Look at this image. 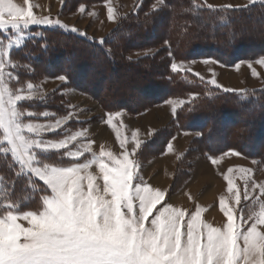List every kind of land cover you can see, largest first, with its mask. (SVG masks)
<instances>
[{
	"label": "snow or ice",
	"instance_id": "1",
	"mask_svg": "<svg viewBox=\"0 0 264 264\" xmlns=\"http://www.w3.org/2000/svg\"><path fill=\"white\" fill-rule=\"evenodd\" d=\"M24 3L26 8L14 0H0V33H8L0 38V167L15 169L17 179L26 177L29 184L39 180L45 187L35 210L20 211L10 198L0 199V264H264V202L260 200L264 185L249 183L250 170H237L244 180L243 200L251 202L244 207L233 177L224 176L235 206H228L226 198L220 197L226 223L215 227L202 219L204 209L198 206L189 213L164 204L166 191L144 182L136 158L142 141L136 131L130 140L121 138L119 128L113 125L120 113L108 114L106 121L116 133L122 149L119 155L103 146L97 154L91 146L94 142L82 143L75 150L69 147L86 135L85 131L63 139L46 138V133L61 130L70 117L34 122L33 118L55 114L37 113L23 103L42 100L43 94L38 86L22 83L19 75L9 70L18 66L10 50L23 45L31 25L66 26L58 19L38 18L29 0ZM206 6L215 10L211 4ZM107 11L112 22L114 10L109 7ZM71 31L78 29L73 27ZM256 63L264 67V58ZM248 66L251 68L252 63ZM181 67L171 64L173 72ZM56 79L67 81L65 75ZM209 83L221 87L214 79ZM192 95L195 98L196 94ZM241 95L247 97V93ZM172 112L176 115L175 106ZM129 142L134 144L131 151ZM168 150L172 151L171 144ZM229 154L240 155L235 150ZM212 163H218L217 159L212 158ZM233 171L228 169L229 173ZM3 181L0 174V192L8 190ZM257 187L260 192L254 195Z\"/></svg>",
	"mask_w": 264,
	"mask_h": 264
},
{
	"label": "trees",
	"instance_id": "2",
	"mask_svg": "<svg viewBox=\"0 0 264 264\" xmlns=\"http://www.w3.org/2000/svg\"><path fill=\"white\" fill-rule=\"evenodd\" d=\"M75 1L89 0H69L71 4ZM153 1L157 0H144L134 12L122 17L103 43L60 27L31 28L30 37L19 49L10 52L18 65L13 72L25 84L44 76L65 75V86L89 94L97 90L108 113L135 114L143 111V105L157 106L169 99H185L172 123L155 132L142 145L140 154L153 147L165 152L177 132H191L197 135L192 140L195 147L186 156L197 151L204 157L216 158L235 150L264 168V86L224 92L222 87L217 88L194 73L171 69L175 62L212 60L232 67L244 60L264 57V2L231 9L214 6L213 10L206 6L205 0H163L159 7L151 8L149 4ZM158 28L161 34H157ZM157 43L164 44L158 53L131 57L132 53ZM92 66L95 71L86 72ZM81 74L84 86L78 80ZM111 74L110 80H117L116 87L110 84L99 93L101 84ZM120 78L131 83L126 94ZM242 93H247V97ZM136 94L144 102L135 104ZM192 94H196L195 98ZM25 104L37 113L55 114L41 117L42 120L69 110L54 93L51 98ZM14 171L0 167L3 182L8 186L7 191L0 192V199L10 198L20 211L35 210L45 186L39 180L29 184L26 177L17 179Z\"/></svg>",
	"mask_w": 264,
	"mask_h": 264
},
{
	"label": "rangeland",
	"instance_id": "3",
	"mask_svg": "<svg viewBox=\"0 0 264 264\" xmlns=\"http://www.w3.org/2000/svg\"><path fill=\"white\" fill-rule=\"evenodd\" d=\"M143 1L144 0H89L75 1L74 4H71L69 0H29L33 5V12L38 18L47 17L53 21L58 19L61 24L66 27H60L59 25H31L29 29L26 30L25 41L30 37V29L34 27H60L66 30H71L75 27L78 29V33L85 34L83 36L97 40L104 39L118 25L122 17L134 12L140 5H142ZM205 1L213 6L232 5L233 7H241L253 4L249 3V0ZM257 1L260 0H256V2ZM14 2L22 7H27L24 0H14ZM149 5L151 8H157L161 4H158L157 1H153V3H150ZM81 7L84 9L83 12L80 11ZM109 7L114 10V20L112 22L108 19L107 10ZM159 25L161 27L164 26V22L162 21ZM156 32L157 34H161V28H158ZM7 36L8 33H0V38ZM15 48L16 47L13 46L10 52ZM163 48L164 44L157 43L155 46L143 48V50L139 52L132 53L131 57L139 58L144 55L155 54ZM261 58L244 60L232 67L223 66L212 60H207L209 63H204L205 60H196L194 63L193 61L175 63L178 66L182 65L180 68L181 72L189 71L198 77H203L206 81L214 79L223 89L227 88L234 91H242L264 86V67L256 63V61ZM64 61L67 62L66 59H64ZM249 62L252 63L251 68L248 66ZM55 66L59 67L60 63ZM9 70L13 71L14 69ZM253 70H255L256 75H253ZM94 71V66L89 67L86 70L88 73ZM56 77L58 76H44L41 79L31 81V83L38 86L42 92V100L47 97L51 98L54 93L69 109L67 113L58 115L52 119L42 120L41 117L43 116H40V119H34V122L37 123H48L54 122L58 117H70L67 123L62 126L61 130L46 133V138L63 139L66 135L85 131L86 135L80 137L78 141L71 143L69 147L75 150L76 148L81 147L82 143L94 142L91 146L93 151L97 154L99 153L101 146H103L106 151H112L114 154L119 155L122 149L120 148L116 133L106 121L108 119V114H113V116H115L116 113H120L119 117L113 120V125L119 128L121 138L127 137L130 140L132 132H137V138L142 141V144L136 153L137 159L139 156L141 157L140 160L138 159L140 163L139 174L143 177L144 182L154 188L166 191L167 194L165 201L163 202L164 204H171L174 207L187 210L189 213L195 212L199 206L204 209L202 212V219L204 221L215 227H222L223 224L226 223V217H224L219 206L220 197L223 196L226 198V204L228 206H235L232 195L227 191V182L224 180V176L230 175L233 177L234 185L240 189L242 195L241 207L250 205L251 202L243 200L244 180L241 174L237 171L238 169L245 168L250 170L248 173L250 184L254 182L256 185H264V168L260 167L255 160L247 158L241 154L233 156L230 155L229 152L226 155L216 157L218 161L216 164L212 163V158L204 157L197 151L195 153L189 152L187 156L184 155L195 147L192 144V140L197 135L191 132H177L169 143L172 145V151L168 150V146L165 152L161 148L157 147L155 149L153 147L151 149L147 148L145 152L140 154L142 145L150 141L155 132L168 127L172 123L176 116L173 115L172 112L173 106L176 107L177 114L178 109L187 100L173 98L161 105H148L150 108H146L148 106L143 105L141 107L143 111L135 114L126 111L108 113L99 101L100 95L97 90H93L91 91L92 94H89L88 92L65 86L66 82L56 79ZM111 78L112 74L105 81L106 84L105 82L101 84L99 93L104 91L110 84H117V80L111 81ZM78 80L84 86L85 79L82 74ZM118 81L122 82L121 85L124 84L122 86L126 89V94L131 83H128L126 78H120ZM137 96L138 94H136L133 99L135 104L144 102V99ZM40 101V99H37L32 102ZM169 101H173V104H169ZM179 101H184V103L181 105ZM121 124H123L122 128L120 127ZM185 133L188 134L185 135ZM133 147V143L129 142L127 144L129 151H131ZM89 155L90 154L87 153L85 154V156ZM83 159L84 157H81V160ZM229 168H232L234 171L229 173ZM259 192L260 189L257 187L254 195H258ZM189 197H191V199H189ZM260 200L264 202V196H261ZM162 206L163 205H158V207ZM245 211H247V208H245ZM153 215H155V212ZM149 219H151V217H149ZM19 222L26 225L25 221ZM250 223L251 222H249V224Z\"/></svg>",
	"mask_w": 264,
	"mask_h": 264
}]
</instances>
